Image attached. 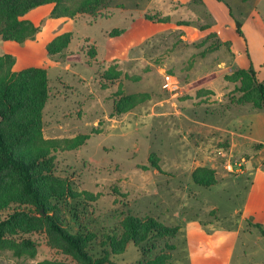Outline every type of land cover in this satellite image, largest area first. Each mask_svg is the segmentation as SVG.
Masks as SVG:
<instances>
[{"label":"rangeland","instance_id":"obj_1","mask_svg":"<svg viewBox=\"0 0 264 264\" xmlns=\"http://www.w3.org/2000/svg\"><path fill=\"white\" fill-rule=\"evenodd\" d=\"M203 1L111 0L97 14L70 22L72 40L62 56L31 62V67L46 69L49 80L43 137L64 140L88 135L78 149L53 156L55 175L73 191L93 196L92 201L81 197L67 204L97 233L99 239L90 247L94 258L104 252L100 237L118 232L124 218L133 215L180 229L188 221L239 228L232 264H264V238L240 219L252 181L245 168L264 160V145L248 139L250 135L264 139V111L240 103L241 83L231 79L239 67L232 64L230 44L221 42L213 31V27L226 30L236 52L244 48L230 9L241 23L251 62L259 65L264 56V0ZM145 15L167 16L170 23L153 25ZM46 20H41L40 30ZM115 30L124 33L110 37ZM131 30L142 32L145 39L131 41L125 48L131 36L126 31ZM3 44L0 39V55ZM46 56L44 52L41 58ZM15 59V68L25 65V58ZM110 67L120 77L107 83L101 75ZM166 76L174 78L175 89L165 87ZM117 92L146 93L149 98L112 116ZM151 155L159 170L151 167ZM229 164L232 172L226 168ZM197 168L213 170L216 184L210 188L194 184L191 175ZM68 219L75 231L77 226ZM180 229L170 240L176 247L170 252V264H189ZM31 239L37 245L33 255L0 249V264L71 262L48 246L45 235L36 233ZM157 245L142 256L144 245L128 244L122 254L109 259L115 264H145L165 250L163 241Z\"/></svg>","mask_w":264,"mask_h":264},{"label":"trees","instance_id":"obj_2","mask_svg":"<svg viewBox=\"0 0 264 264\" xmlns=\"http://www.w3.org/2000/svg\"><path fill=\"white\" fill-rule=\"evenodd\" d=\"M220 1V0H217ZM111 0H0V39L22 45L34 41L40 27L22 19L31 10L53 5L49 14L52 19L77 20L93 16L106 9ZM229 9V7L226 5ZM229 16L235 24L236 34L243 38L241 23ZM152 23L168 24L167 16H149ZM179 23L177 26H187ZM124 30L111 32L110 37L119 36ZM72 40L70 32L62 33L49 41L44 50L48 57L62 56ZM228 44V42H224ZM15 57L0 55V249H10L16 255H33L37 247L31 236L45 235L51 249L68 256L71 262L45 260L41 264H115L110 255L122 254L128 244L142 247L141 255H148L158 249L157 241L164 242L154 258L145 264H170V252L176 247L170 243L179 232L178 226H168L151 217L139 218L127 215L121 229L100 237L103 255L94 258L90 247L98 241L95 230L87 228L84 218L69 210L68 200L78 198L93 200L92 194L73 191L66 182L55 175L53 153L78 149L88 135L64 140H47L42 134L43 110L49 100L47 70L29 67L13 71ZM112 67L101 75L104 82H114L120 72ZM233 81H240L237 90L241 93L240 103L250 104L255 110L264 111V62L256 70L252 64L247 69L235 68ZM127 78V76H126ZM128 79V78H127ZM149 95L137 93L125 95L116 93L112 116L129 112L147 101ZM151 167L159 170L153 155L149 158ZM194 184L210 188L216 184L215 173L208 168H197L192 172ZM77 226L69 228V219ZM264 238V226L245 220ZM167 252V253H165Z\"/></svg>","mask_w":264,"mask_h":264},{"label":"crops","instance_id":"obj_3","mask_svg":"<svg viewBox=\"0 0 264 264\" xmlns=\"http://www.w3.org/2000/svg\"><path fill=\"white\" fill-rule=\"evenodd\" d=\"M201 1L204 3L203 0ZM41 7L42 6L31 10L22 18L24 20L32 22L36 26H39L41 24L42 19H47L44 25L41 26L40 32L37 34L38 41H26L20 46H18L19 44H16L14 42H12L14 43V45H11L9 44V41H4V44L1 47L2 54H10L15 56L16 58H18V56L25 58V65L19 68H15L17 62L16 59L13 66V71L18 72L22 69L31 67L33 65L31 63L32 61H35L37 63L38 61L42 63L48 62V56L41 58V56L45 52V45L54 37L68 32L71 28L72 20L67 18L52 19L49 17L53 5H45V8ZM34 11H38L39 13L37 12L38 14H36ZM152 24L154 25V23ZM156 24L164 25L160 23ZM213 31L217 33L221 42H228L230 44L233 65H236L241 69H247L249 65L252 64V66L256 70H258L260 65L264 62V56L261 63L257 66H255L251 62L247 40L245 39L244 34L243 38H241L235 32L237 37L242 39L244 42V48L241 51L238 50L236 52L235 42L231 36H228L226 30L224 32L222 30L217 31L216 27H213ZM126 33L131 36L129 43L125 45V48L132 44L131 41H133L134 44H137L145 39V35L142 32L135 34L131 30L129 32L126 31ZM38 55L41 56L39 57ZM243 55L244 57H246V60L244 62L242 60ZM240 136L242 137L244 135ZM248 139L250 141L261 143V146L264 145V139H257L253 135H250ZM248 164L249 163L246 162V165ZM245 172H249L251 174L252 181L247 193V197L241 209L240 219L243 221L250 220L252 223H259L264 226V160H261V165L245 168ZM180 231H182L181 233L184 237V246L187 252L189 264H232L234 248L237 240L239 239V228L218 229L212 227V225L205 227L198 221H188L185 222Z\"/></svg>","mask_w":264,"mask_h":264},{"label":"built area","instance_id":"obj_4","mask_svg":"<svg viewBox=\"0 0 264 264\" xmlns=\"http://www.w3.org/2000/svg\"><path fill=\"white\" fill-rule=\"evenodd\" d=\"M165 87L166 88H168V89H170V90H172V89H175L176 88V82H175V80H174V78L172 77V76H166L165 77ZM229 171H233L232 170V165H228L227 167H226Z\"/></svg>","mask_w":264,"mask_h":264}]
</instances>
